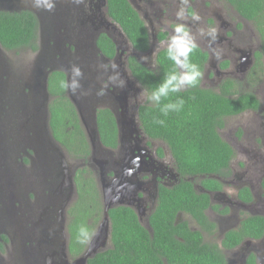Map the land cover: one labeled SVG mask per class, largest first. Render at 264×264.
Returning <instances> with one entry per match:
<instances>
[{"label":"flooded vegetation","instance_id":"1","mask_svg":"<svg viewBox=\"0 0 264 264\" xmlns=\"http://www.w3.org/2000/svg\"><path fill=\"white\" fill-rule=\"evenodd\" d=\"M128 2L139 15L148 34L147 50L137 51L134 48L121 26L109 16L106 4L98 0H72L68 7V15H66L67 21L56 31V40L60 38L64 42L62 51L66 54L76 52L77 45H81L77 52L80 61L72 66L78 65V69H80L82 68L80 65H83L80 74L87 77L84 78L86 83L84 95L93 93L95 94L94 100L98 102L96 120L99 110L108 109L116 124L118 122H136L140 125L141 106L154 104V100L150 99L151 93L147 88L135 78L132 66L137 63L155 72L159 66V53L165 48H169L171 38L177 35L175 28L178 25H183L188 34L186 39L194 42L195 48L205 55L199 88L220 92L227 79H231L234 81L235 89L232 96L236 97L235 93L237 92L252 91L260 102V106L255 109L248 108L233 115L223 116L222 124L216 127L219 136L231 146L234 152L228 166L224 169V174H209L208 176L216 178L221 183L220 187L207 188L199 183V180L205 177L204 175L190 177V180L194 181V188L197 192L208 194L209 204L204 212L208 219L215 224V228L211 232L201 230L203 239L204 241L207 239L206 242L218 244L227 264H247L250 256H254L255 264L258 263V260L264 261V232L258 238L245 237L233 247L222 245V240L228 231L237 229L249 217H264V187L262 186L264 178V91L259 88L253 89L254 83L260 82L258 79L262 76L260 73L263 74L264 71L263 68L260 71L259 67L254 69L257 49H251L252 44L249 43L251 39L245 38L239 33L242 30L240 28L244 25L237 18L244 22L249 20L239 15L226 1V4H222L229 7L230 10L221 7L220 11L209 7L214 4L210 0H128ZM53 5L54 2L51 6L53 7ZM25 6L20 4L22 8L18 7L9 12L29 10L25 9ZM38 8L44 12V7L39 5ZM8 9L11 8L8 7ZM181 12L182 15H178ZM50 17L52 14L49 11L43 13L45 31L50 27ZM37 21L35 48L26 46L6 50L1 46L0 186L14 185L11 180L17 166L24 167L28 172H32V175L26 187L17 188L21 189L20 192L16 191L21 195V201H18L15 208L12 203L11 209H7L8 212L5 215H3L5 210L0 213V255L9 250L10 245H13V241L18 238L21 240V242L16 241L19 255H23L24 258L29 255L30 258L27 260L30 264H46L47 260L46 257L42 258L41 249L36 250L37 248L33 244L37 246L44 239L45 235L40 232L41 229H48L50 234L57 231L53 226H49L48 218L42 219L40 215L48 214L44 212L45 207L50 210L54 208L55 203L51 200V194L54 187L53 182L58 180L59 167L57 169L56 164H49L43 158L40 159V155L38 156L36 150L33 149L36 145V137L40 134V122L36 120V116L37 104L41 101L38 83L40 76L45 71L46 49L42 50V48L43 45L51 46L53 43L50 40L45 43L46 39L41 38V24L38 18ZM93 24L98 26L97 30L94 29ZM213 29H215L214 33ZM66 32L68 33L67 37ZM93 33L96 34V41L101 34L110 37L114 44L112 55L105 54L97 43V48L92 49V40L87 36L91 37ZM23 50L27 53L26 57L23 55ZM249 52L251 53V65L247 63L245 56ZM56 56L59 57V54L56 53ZM9 61H12L11 65ZM176 67L179 76L184 69L177 65ZM54 71L62 70L57 69L50 73ZM62 72L66 74L64 71ZM65 80L67 95L66 76ZM187 87L188 85H184L180 89L184 90ZM232 117L238 118L234 128H230L226 132L228 140L227 137H223L222 131L228 125L227 119ZM79 123L81 125L80 119ZM242 137L244 144H239L238 140ZM128 140V145H120L117 130V146L111 148L103 145L106 151L98 157L108 160L109 163L112 159L123 158L125 154L137 157V162L135 165L132 163V168L137 169L135 181L141 184V188L137 189L136 196L140 199L134 201L131 208L136 214H140L141 222L139 218L138 220L146 228V221L150 227L149 215L155 209L159 187L161 185L168 188L173 187L179 182L180 174L165 142L147 137L142 129L140 135L132 133ZM56 142L58 141L56 140ZM159 142L164 145L161 146ZM234 148L238 149L236 157ZM245 152L247 153L245 154ZM146 158L148 161L145 162ZM69 159L72 161V158L69 157ZM83 166L90 167L97 179L100 166L90 158L73 162L74 175L76 170ZM104 171L108 177L113 176L110 164ZM66 209L64 211L65 231L63 232L68 239ZM51 214L49 220L53 223L57 216L56 213ZM142 217H144L145 223H143ZM3 219L5 220L3 221ZM184 219L190 228L201 229L191 215L179 214V220ZM3 225L4 227L1 228ZM5 227H8L11 233L15 230H24L26 236L22 235L20 238L17 233L13 236L15 238L13 240L12 235ZM36 229H39L38 234L35 233ZM55 246L53 253L51 251L52 259L59 261L62 257L60 243ZM23 257L19 256L21 259ZM5 261L10 263L8 260Z\"/></svg>","mask_w":264,"mask_h":264},{"label":"trees","instance_id":"2","mask_svg":"<svg viewBox=\"0 0 264 264\" xmlns=\"http://www.w3.org/2000/svg\"><path fill=\"white\" fill-rule=\"evenodd\" d=\"M239 15L251 21L260 38L255 51L254 69L261 71L264 56V0H225ZM109 16L123 29L137 51L147 50L149 37L137 12L128 0H106ZM38 21L29 10L0 11V44L6 50L30 46L35 48ZM97 45L105 54L114 53L109 36L101 34ZM169 48L159 53L158 68L150 71L135 63L132 68L137 78L151 93L171 75L178 76L175 62L169 57ZM205 55L193 48L185 63L196 65L200 73ZM135 62V61H134ZM197 83L154 100V104L140 108V128L147 137L157 138L169 147L180 180L173 187H159L155 209L149 215L151 231L138 220L129 206L118 205L108 211L110 219V246L87 260V264H227L218 244L206 242L201 230L211 232L215 224L204 209L209 196L197 192L190 177L204 175L199 183L207 188H219L220 182L209 174L222 175L228 166L233 149L216 131L222 117L260 106L252 91L235 92L234 81L227 79L220 92L199 88ZM49 126L53 137L72 159L87 160L90 144L79 123L76 109L66 95L65 74L54 71L48 77ZM100 139L105 147L117 146V126L108 109L97 114ZM77 198L67 210L68 253L71 259L80 255L102 217V201L93 170L83 166L74 175ZM264 187V178L262 181ZM248 199V197H247ZM96 203V207L95 204ZM77 209L75 211V207ZM191 215L201 229H192L188 222L178 220L179 214ZM83 230V231H82ZM264 232V217L252 216L240 227L228 231L222 240L225 247H233L245 237L258 238ZM4 238V237H3ZM247 264H255L254 256Z\"/></svg>","mask_w":264,"mask_h":264},{"label":"water","instance_id":"3","mask_svg":"<svg viewBox=\"0 0 264 264\" xmlns=\"http://www.w3.org/2000/svg\"><path fill=\"white\" fill-rule=\"evenodd\" d=\"M98 1L104 2V4H106V0ZM53 2L54 5L52 7L51 5ZM71 2L72 0H9V2H7V0H0V10L12 11L18 7L22 8L20 7V4L26 5L24 8L31 10L40 21L41 38H44L43 40L46 39L45 43L49 40L53 41L51 46L48 44L43 45L42 50L46 49V57L44 60L45 71L40 76L38 83L41 101L37 104L36 120L40 122L39 129L44 137L43 143L45 145V151L43 153H39V146L36 140V145L33 147V149L36 150L37 155H40V159L43 158L49 164H56L57 169L59 167L57 172L58 180L55 183L53 182L54 187L51 194V200L55 203L54 208L50 210L45 207L44 212L48 213H45L47 217L42 214L40 217L42 219L48 218V223H50L49 226H53V228L59 231L62 240V242H60V252L62 257L59 261H55L52 259V253L50 252L46 256V264H87V260L89 258H92L96 253L101 252L110 246L111 227L108 214L109 209L118 205H127L131 207L133 206L134 201H139L140 199L136 196L137 189L141 188V184L135 181L137 169L132 168V163L134 165L136 164L137 157L125 154L123 158L116 160L112 159L111 163H109V161L104 158L100 159V157H98L100 154L106 151V148L103 146L100 139L96 120V105L98 102L94 100L95 94L85 93L84 95L86 90L84 78L87 77L86 75L80 74L82 73L81 69L83 68V65H80L82 66L80 69H78V65L72 66V64H78L77 61H80L78 57L79 53L77 52L79 51L81 45H77L76 52L66 54L62 51L64 42L60 38L56 40V31L60 29V26H62L67 21L66 15H68L67 11ZM39 5L44 7V12L43 10L41 12V10L38 8ZM8 7L11 9H8ZM48 11L52 14V17L49 19L50 27L47 29V31H45L43 27V22L45 21H43L42 16L43 13L45 14ZM93 27L95 30H97L98 26L93 24ZM65 35L67 37L68 33L66 32ZM87 38L92 40V49L97 48L96 34L93 33L91 37L89 35ZM1 52L2 48L0 44V54H2ZM56 53L59 54V57L56 56ZM250 55V52L245 55L249 65H251V59L249 57ZM57 69L66 73L65 76L67 78L68 84L67 96L75 106L81 125L85 130L88 142L90 144L91 155L89 158L100 166L99 172L97 174V183L102 196V217L98 222L95 231L91 235L85 250L72 260H69L66 257L68 241L63 231H65V208L71 199V195L73 193L76 194V186L73 178V162L69 159L68 154L61 147V145L58 144V142H56L54 139L49 126L48 114V102L50 95L47 89V78L51 71ZM72 74H75V76H72ZM116 126L118 130V142L120 145H128V138L132 133L137 135H140L141 133L140 125H138L136 122H118ZM23 127H25V124H23ZM146 161H148L147 158L145 162ZM109 164L113 170L112 177H108L106 171H104L106 166ZM47 198L49 199V197ZM51 213H56L57 216L53 223L49 220V217L52 216ZM137 214L141 222V216L139 213ZM145 226L147 230L151 231V228L148 226V221H146ZM46 249L49 250L47 247ZM257 262V264H264L263 260H258Z\"/></svg>","mask_w":264,"mask_h":264},{"label":"rangeland","instance_id":"4","mask_svg":"<svg viewBox=\"0 0 264 264\" xmlns=\"http://www.w3.org/2000/svg\"><path fill=\"white\" fill-rule=\"evenodd\" d=\"M210 1L214 2V4L209 6L213 10L220 11L221 7L229 9V7H227V6L225 7L222 4V3H225V1H222V0H220L221 2L218 0H210ZM237 20L239 22H242V24L244 25L243 27L240 28L242 30H240L239 33H241L243 37L251 39L249 42L250 44H252L251 49H254V50L257 49L258 50L259 45H260V38H259V34L257 33L253 23L251 21L244 22L243 20L238 19V18H237ZM23 55H24V57H26V55H27V53H25L24 50H23ZM15 62L18 63L19 61H15ZM9 63L11 65L12 61H9ZM261 66H262L263 71H264V56L261 58ZM260 75H262L260 78H258L260 82L254 83L253 89L256 90L257 88H259V89L264 91V72H263V74L260 73ZM237 118L238 117H232V118L227 119L228 125L225 126L226 128H224V130L222 131V135L224 138L227 137V139L229 140L228 134L226 136V132L228 131V129L234 128V125H236ZM225 129H226V131H225ZM238 143L244 144V138L243 137L239 138ZM159 144L161 146L164 145V144H162V142H159ZM234 151H235V157H236L238 155V149L234 148ZM246 153L247 152H245V154ZM242 154H244V151H242ZM80 161H82V160L81 159H72V162H80ZM17 167H15L14 175H13V178L11 180L14 183V185H12V186H0V206H2L0 208V213L2 210H5V213L3 215H5L8 212L7 209H11L12 203H13V207L15 208V205L18 203V201H21V195L18 192H16V191L20 192L21 189L18 190L17 188L18 187H21V188L26 187L29 184V180H31L30 176L32 175V172H28V170L25 169L24 167H18V169H17ZM76 198H77V194L73 193L71 195L70 200L73 202V200ZM71 201L68 203L66 208H69L70 204L72 203ZM94 204L96 207L97 206L96 203H94ZM76 209H77V206L75 207V211H76ZM102 209H103V207H102ZM66 210H68V209H66ZM18 212H19V210L16 213L18 214ZM142 219H143V223H145L144 217H142ZM4 220L5 219H3V221ZM3 227H4V225L1 226V228H3ZM5 229H7L8 233L12 235L13 240H15V238L13 236H15L17 233H18L19 237L21 238L22 235H25V232H26L24 230H19V231L15 230L13 233H11V231H10V229H8V227H5ZM36 230L37 231H35V233L38 234L39 229H36ZM41 230L42 231H40V232L45 235L44 239L41 242H39L37 244V246L35 244H33V245L35 246V248H37L36 250H38V248L41 249L40 252H41L42 258H43V257H46L51 251L53 253V250L56 248L55 245H57V243L62 242V240H61L60 233L58 230L51 233L52 235L49 233L48 229H41ZM66 237H67V235H66ZM24 240H25V238L23 239V241ZM16 241L21 242V240L17 238V240L13 241L14 244L10 245L9 250H7L5 253L0 255V264H30V263H28V260H27L30 258L29 255H27L26 258H24L23 255H19V253H20L19 247L16 245ZM206 241H207V239H206ZM214 242H216V240H214ZM46 247L49 248V250L46 249ZM36 253H37V251H36ZM19 256H21L23 258L21 259V258H19ZM69 256L71 257V255H69ZM3 258L5 260L10 261V263H6V261ZM30 261H32V260H30Z\"/></svg>","mask_w":264,"mask_h":264},{"label":"clouds","instance_id":"5","mask_svg":"<svg viewBox=\"0 0 264 264\" xmlns=\"http://www.w3.org/2000/svg\"><path fill=\"white\" fill-rule=\"evenodd\" d=\"M178 15H182V12L178 13ZM197 19H198V17H197ZM212 32L214 33L215 29H213ZM175 33L177 35H174L171 38V43L169 44V49H168L169 57H170V59H172L175 62V64L178 67H180L181 69H184V71H182L181 75H179V76H177L175 74L169 76L164 81V83L159 87L158 91L153 93V95L150 97V99L159 100L160 96L167 95V93L169 91L177 92L184 85H193L194 86L197 83L198 78L201 75V73H200L199 69L196 67V65H190V64L185 63V60H186L188 54L192 51L193 48L196 47L195 43L192 42L190 39H186L188 34H187L183 25H178L175 28ZM213 38H215V37H213ZM47 89H48V86H47ZM49 101H50V99H49ZM58 144H59V142H58ZM69 255L70 254L68 253V249H67L66 257L69 260H72Z\"/></svg>","mask_w":264,"mask_h":264},{"label":"bare ground","instance_id":"6","mask_svg":"<svg viewBox=\"0 0 264 264\" xmlns=\"http://www.w3.org/2000/svg\"><path fill=\"white\" fill-rule=\"evenodd\" d=\"M43 140H44L43 134H41V132H40V134L37 135V137H36V141H37L38 146H39V152H42V153L45 151V145L43 143Z\"/></svg>","mask_w":264,"mask_h":264}]
</instances>
